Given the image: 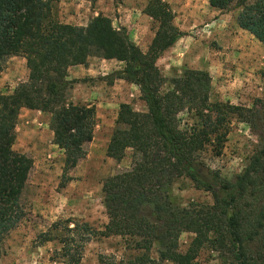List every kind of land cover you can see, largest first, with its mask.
<instances>
[{"label": "trees", "instance_id": "16d2710c", "mask_svg": "<svg viewBox=\"0 0 264 264\" xmlns=\"http://www.w3.org/2000/svg\"><path fill=\"white\" fill-rule=\"evenodd\" d=\"M58 1L0 0V75L10 56L24 57L30 71L28 81L12 94L0 92V254L5 237L25 217L21 197L34 163L14 149L20 112L27 108L52 115L54 144L65 155L63 179L69 181V171L86 157V145L94 139L97 113L93 105L67 101L68 71L98 56L124 63L107 76L109 83L122 79L138 86L147 110L120 105L107 155L122 160L131 150L133 163L103 184L109 219L104 229L86 222L66 226L69 234L61 242L67 264H81L90 237L113 235L128 237L138 253L121 260L101 255V264H198L208 245L227 256L229 264H264V98L252 108L213 102L212 76L202 69L166 78L158 60L183 32L165 0H150L144 10L159 24L147 51L108 16L100 14L86 26L60 22L53 13ZM209 2L220 10L240 8L238 26L264 44V0ZM183 115L193 119L191 125L183 124ZM233 116L251 124L262 138L244 170L226 179L206 165L201 153L208 147L215 155L223 152ZM183 176L210 192L213 204L177 206L169 188ZM183 233L194 234L186 251L180 249ZM42 237L43 242L54 238L48 233Z\"/></svg>", "mask_w": 264, "mask_h": 264}, {"label": "rangeland", "instance_id": "374dc122", "mask_svg": "<svg viewBox=\"0 0 264 264\" xmlns=\"http://www.w3.org/2000/svg\"><path fill=\"white\" fill-rule=\"evenodd\" d=\"M150 0H59L54 16L62 23L86 26L102 14L110 17L116 27L129 29L133 41L147 51L158 29V22L145 14ZM175 12V25L183 32L177 42L158 60L162 74L172 79L187 69H202L213 80L211 100L230 102L249 108L264 98V44L249 31L238 26L240 8L220 10L211 7L209 0H165ZM118 60L91 56L86 65L73 69L67 80L69 103L93 105L97 124L94 139L86 145L87 155L69 171V181L63 179L65 155L54 144L50 128L52 115L23 108L20 112L14 149L33 159L29 179L21 197L24 219L4 239L0 264H67L63 255L62 238L72 222H86L95 230L108 223L103 184L117 173L128 170L133 152L127 151L122 160L107 155L120 105L130 103L137 111H146V103L135 84L109 83L108 75L119 68ZM29 69L22 56L5 59L0 75V92L12 94L15 88L28 81ZM169 86V81H168ZM165 87V89L168 88ZM183 124L193 119L183 115ZM261 136L247 121L233 116L223 152L215 155L211 147L201 153V159L226 179L241 173L249 159L260 148ZM175 204H213L210 192L199 189L186 177L174 180L169 188ZM70 223V227L74 224ZM55 224L59 227L55 230ZM43 233L54 238L44 241ZM194 234L183 233L180 249L186 251ZM159 244L153 248L157 256ZM132 241L122 235L92 236L85 242L81 264H101V255L117 260L137 254ZM198 264H229L208 245L198 256Z\"/></svg>", "mask_w": 264, "mask_h": 264}, {"label": "crops", "instance_id": "0c3cea01", "mask_svg": "<svg viewBox=\"0 0 264 264\" xmlns=\"http://www.w3.org/2000/svg\"><path fill=\"white\" fill-rule=\"evenodd\" d=\"M112 60H114V59H112ZM119 68L121 69L123 66H124V63L123 62H120L119 61ZM79 67H81V65H76V66H72V67H70L69 68V73H72L73 71V69H78ZM116 82L118 83V82H127V81H125V80H122V79H119V80H116Z\"/></svg>", "mask_w": 264, "mask_h": 264}]
</instances>
